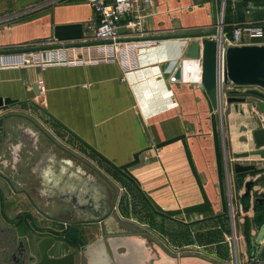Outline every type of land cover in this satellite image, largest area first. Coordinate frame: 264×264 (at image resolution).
I'll list each match as a JSON object with an SVG mask.
<instances>
[{"label":"crops","instance_id":"1","mask_svg":"<svg viewBox=\"0 0 264 264\" xmlns=\"http://www.w3.org/2000/svg\"><path fill=\"white\" fill-rule=\"evenodd\" d=\"M0 2H6V5L0 4V13H4L9 9V0ZM220 2L217 0V10ZM227 7L225 28L229 33L235 23L264 27V0H229ZM214 8V0H154L145 10L143 29L130 34L122 27L119 46L105 49L104 52L114 55L104 60H84L95 52L93 47L63 53L69 59L83 58L79 62L64 58L63 62L56 59L52 63L41 61L14 67L2 63L19 52L0 55V97H10L13 101L0 108V117L8 115L0 140V172L18 187L32 191L33 199L45 202L57 217L63 219L65 214L64 217L71 218L73 210L58 204L61 195L74 203L75 189H81L79 200L82 201L85 190L103 193V177L90 173V163L94 161L90 152L104 159L84 141L117 165L128 163L135 152L149 147V192L141 187L146 178L140 174L142 170L132 171L145 199L148 193L166 209L200 203L202 195L182 141L156 147L162 141L185 134L203 182L211 185L219 182L208 99L196 85V76H185V53L192 39L148 37L210 31L216 20ZM8 18L0 17V50L52 41L56 25L83 23L85 26L96 20V15L87 0H73L58 2L48 13L28 20ZM102 51L98 49V54ZM36 56L45 61L51 58L47 54ZM179 65L183 66L180 78L176 77ZM39 79L46 84L43 95L35 93L34 86ZM28 94L34 95L33 100L27 99ZM42 107L84 141L51 118ZM226 107L230 153L227 157L255 149L253 132L261 127L255 119L262 116L249 103L239 106L227 103ZM44 116L51 119L44 120ZM48 122L57 127L47 126ZM241 140L247 145H242ZM144 155L141 154V159ZM242 159L252 160L249 162L264 168V158L260 156ZM142 165L143 162L134 166ZM3 179L0 175L4 190L3 196L0 194V223L7 220L19 232L25 227L28 206L33 209L30 215L34 210L41 212L34 205H28L26 196L14 191ZM107 179L116 188L114 212L108 223H98L97 228L85 223L87 242L99 237L101 241L89 248L87 254L84 250L79 259L81 264H246L252 257L257 259L261 252L264 238L259 239L258 229L264 225V206L257 205L255 198L264 193V188L259 185L246 202L235 200L234 216L220 215L222 203L217 208L211 200L212 210L186 213L184 220L160 213L149 204L152 214L149 221V218L132 216L129 220L123 216L120 207L130 197L123 191L124 181L121 177ZM27 219L31 222V218ZM49 221V225L58 223L51 218ZM225 224H228L226 229ZM93 229L98 230V235L92 234ZM115 233L129 235L112 238L111 245L106 236ZM253 248L257 252H252Z\"/></svg>","mask_w":264,"mask_h":264},{"label":"water","instance_id":"2","mask_svg":"<svg viewBox=\"0 0 264 264\" xmlns=\"http://www.w3.org/2000/svg\"><path fill=\"white\" fill-rule=\"evenodd\" d=\"M52 1L49 0L44 2L40 6L50 4ZM214 9L215 15L217 19V0H214ZM36 8V7H34ZM31 8V9H34ZM28 10H23L14 15H21ZM13 15V16H14ZM218 32L217 20H215V24L213 25L210 31H193L186 33H177L171 35H163L157 37H148L155 39L162 38H190L192 39L189 48L185 53L186 61H190L198 58L202 55V69H201V83L196 82V85L199 86L205 93L209 108L211 111V122H212V133L214 138V147H215V155H216V164H217V172L219 178V187L221 193L222 200V211L221 213H227V202H226V193H225V171L227 164V152L225 148H223L221 140V132L219 130L218 125V115L217 112H220L223 109L224 96L226 95L227 103H235L239 106L242 103H249L254 107L256 112L261 115V119H259V123L261 125L260 128L255 129L253 132V138L255 141L256 148L251 149L249 151L234 153L236 158L249 157L251 155H257L261 158H264V43L261 44H244V45H236L229 46L226 51V71L224 78V90L220 87V84L217 79V43L215 40L210 39L211 35H215ZM85 39V26L83 23H71V24H58L54 27V39L52 44L50 45H36L30 47H23L18 49H4L0 50V54L10 53V52H25V51H34V50H47L53 48H61L65 47H75V46H85V45H93V44H102L105 40L98 41H86ZM182 65H179L178 70L176 71V77L180 78L182 72ZM231 86H235L234 89H228ZM244 88V89H241ZM35 93H38L37 85L34 86ZM34 95L28 94L27 99L33 100ZM11 102L10 97H0V108L4 107V105H8ZM42 109L55 121H57L60 125L66 128L69 132L75 135L80 140L84 141L82 137H80L75 131H73L70 127H68L63 121H61L58 117L50 113L46 108ZM8 115H3L0 117V140L3 137L4 132V120ZM176 141H182L183 147L185 149L186 157L191 167L192 173L196 179L198 187L200 189L202 195V202L189 205L183 208L178 209H166L161 204L157 202V200L145 193L147 199L151 203V205L160 213H163L168 216H178L184 213H193V212H205L210 211L213 208L212 201L208 195V192L205 188L203 180L197 170V167L194 163L192 153L189 149V145L187 142V137L185 134L177 135L165 141H162L156 145L157 148H161L165 145L174 143ZM89 147H91L98 155H100L105 161H107L110 165H112L115 169L119 170L126 177H128L131 181L135 182L137 185L139 180L135 175L131 172L130 167L139 163L141 160V154L144 152L142 150L137 151L133 155V159L126 164L117 165L113 160L108 158L98 149H96L93 145L84 141ZM149 147L146 149L148 150ZM257 170V166L255 164L243 165L241 163L236 164V172H246ZM100 174V173H99ZM103 178L104 175L100 174ZM110 188L114 191L116 188L113 184L107 179ZM262 186H264V174L261 176ZM252 182L247 183L248 189L250 188V184ZM105 188L103 187V193L96 194L90 189V192L85 190L83 201L79 200L82 198L81 189H75L72 196L74 197V203L77 207L79 204L84 207L93 208L97 206V196H104ZM79 196V197H78ZM77 200L80 203H77ZM113 206V205H112ZM113 208V207H112ZM106 214H103L102 217L96 218L94 220L89 221H97V222H109V212L111 210V205L109 209H105ZM129 234H121V235H107V241L112 240L116 236H128ZM105 239V238H103ZM55 239L51 236L44 237L38 244L41 258L33 263V264H76V258L78 252H70L63 256H51L49 254V250L54 244ZM101 241V240H100ZM99 240L95 241L87 245L85 252L87 254V250L97 243ZM111 245L113 242L109 241ZM252 252H257L256 248L252 249ZM252 264H264V245L262 246L261 252L258 254L257 259L252 261Z\"/></svg>","mask_w":264,"mask_h":264},{"label":"rangeland","instance_id":"3","mask_svg":"<svg viewBox=\"0 0 264 264\" xmlns=\"http://www.w3.org/2000/svg\"><path fill=\"white\" fill-rule=\"evenodd\" d=\"M6 1V0H5ZM49 0H9V9L6 10V12L4 13H0V17L3 16H8V20L13 21L16 19H23L26 18L31 19L37 16H41L44 13H48L53 6L58 3V2H68V1H73V0H55L52 1L50 4L47 5H43L40 6L41 4H43L44 2H47ZM0 4L2 5H6V2L2 3L0 2ZM36 7V8H34ZM34 8V9H31ZM25 13L21 14V15H14L18 12H21L23 10H28ZM14 15V16H13ZM19 17V18H18ZM17 21V20H16ZM54 43L53 40L52 41H46V42H42L41 45H50ZM78 48H75L74 50H77ZM72 50V48H71ZM70 51V49L67 48H62L61 50H58L59 53H68ZM52 52H56L55 51H50L49 53ZM72 52V51H71ZM42 102V101H41ZM227 105V99L226 96H224V103H223V109L220 112H217L218 115V125H219V130L221 132V143L224 146L225 150L227 151V153H229V140H228V130H227V115H228V108L226 107ZM45 118H43L44 120L46 119H51L50 117L46 118V116H44ZM47 126H53V127H57L54 126L52 123H46ZM56 125V124H55ZM259 125V124H258ZM242 145L246 146L247 143H244L242 140L240 142ZM249 147H251V144H248ZM143 154H145L142 159L140 160L139 163L143 162V165L140 167L131 166L130 170L131 172L133 170H142V172L140 174H142L143 176H145L146 178H144V182L141 185V187H143V189L147 190L149 192V149L148 150H143ZM92 151L90 152V157L94 160L92 161L90 164V173L91 174H96L99 175L100 174H104L106 175L105 178H109V179H115V178H119L121 177V179L124 181V190L126 192L127 195H129L130 197L126 198L127 203L125 205H121V210L124 213L123 216L127 217L129 220L132 216H137L139 218H149V221L152 220V214H151V207L149 204V200L140 193L139 189L137 188V186L140 185V183H138V185L135 182H132L131 180H129L128 178L124 177V176H120V171L115 169L112 165H110L109 163H107L106 161L102 160L101 158H99L96 154H91ZM230 154V153H229ZM228 154V156H229ZM233 154V153H232ZM94 156V158L92 157ZM251 158V157H250ZM237 161H244V162H249L252 160H247V159H236ZM142 161V162H141ZM254 162V161H253ZM138 164V163H137ZM136 165V164H135ZM123 175V174H122ZM105 178H102V182L101 184L103 185V187L105 188V190H110L109 188V183L107 182V180H105ZM205 185V188L208 192L209 197L211 198V200L214 201V206L219 208L218 206L220 205V198L217 196L218 194V183L213 182V188L211 187V183L209 182H203ZM227 186V184H226ZM128 191L130 193H128ZM158 191H156L157 193ZM131 203V204H130ZM29 205V203H27ZM31 207V206H30ZM29 206L27 207V215H25L26 217V221H25V227L21 230L16 231L12 229V225L8 223L7 220H4V223H0V260L2 258H7L9 255L12 254V252L16 251V247L13 246L14 242H17L18 240H23L24 244L27 246L28 250H29V254L33 256V259L31 262H29V264H33L36 261H38L40 259V250L38 248V243L39 240L44 236V235H51L52 232H56V229H63L62 231L57 232L58 233V240L57 243L55 245V247H53L50 252L51 254H56V255H62L65 254L71 250H73L74 248L79 247L81 250H83V243H87V241L89 240V238L84 239V241L82 242L81 245H79V243H81V241L78 242V237L83 236V233H85L87 230L85 229L86 224H73L70 223L74 220V217L72 216L71 218H66L64 217V215H62L63 219L67 220L66 222H58L57 224L54 223L52 225H49L50 221L48 218H46L45 216H43L42 214H38L35 210L31 213V209ZM147 211H149V214L147 213ZM215 211V210H214ZM14 216V214L11 213V217ZM27 218H31V222L27 219ZM72 220V221H71ZM124 220V219H122ZM145 220V219H143ZM70 221V222H69ZM7 225H9V228L7 227ZM226 225H224V228L226 229ZM41 226V227H40ZM11 227V228H10ZM66 227H69L68 229L72 230L74 233V241H67V237L65 238V233H66ZM228 227V226H227ZM228 229L230 230V228L228 227ZM94 231L97 232L98 235V230L97 229H93ZM258 233H259V239H263L264 238V225L260 226V228L258 229ZM80 239V238H79ZM16 240V241H15ZM77 241V242H76ZM17 244V243H16ZM81 246V247H80ZM79 264H81V262L79 261Z\"/></svg>","mask_w":264,"mask_h":264},{"label":"built area","instance_id":"4","mask_svg":"<svg viewBox=\"0 0 264 264\" xmlns=\"http://www.w3.org/2000/svg\"><path fill=\"white\" fill-rule=\"evenodd\" d=\"M93 7L96 20L92 22H88L85 25V39L86 41H98L105 40L109 42H105L102 44H93V45H85V46H75V47H61V48H53L47 50H34V51H25L19 52L13 58L6 59L2 64H6L7 66H26L33 65L35 63H52L57 62L56 59L61 60L65 57L63 53H59L58 50L62 48L67 49H75V48H94V53L88 55L85 61H98L104 60L112 55L107 54L104 50L108 48H117L120 39L121 29L122 27L127 28L129 33L132 34L136 31H141L143 29V18L145 17V10L154 2V0H87ZM229 0H221L218 5L217 10V27L218 32L215 35H211L209 38L213 39L217 43V79L220 84V87L224 90V78L226 71V51L229 46L236 45H244V44H261L262 39L264 38V27L254 25L252 23H235L234 29L232 33H229L225 26V15H226V7L227 2ZM232 2H236L238 0H230ZM128 33V34H129ZM130 36V35H128ZM131 41H136L131 40ZM123 43V42H122ZM98 49H102L103 51L98 54ZM49 53L50 51H55ZM106 53L107 55H103ZM47 54L51 56L50 59L39 58L36 55ZM2 55V54H0ZM59 55V56H58ZM12 57V56H11ZM53 57V58H52ZM57 57V58H56ZM69 58H67L68 60ZM66 60V61H67ZM83 60L77 57L70 58L69 61L79 62ZM186 61V60H185ZM59 62V61H58ZM186 64L191 63L198 66L199 76H196V81L201 83V69H202V55L198 58L186 61ZM38 93L39 95H43L46 91V84L43 79H39L37 81ZM235 89V86H231L228 89ZM244 89V88H241ZM226 96V95H225ZM252 260L250 259L246 264H252Z\"/></svg>","mask_w":264,"mask_h":264},{"label":"flooded vegetation","instance_id":"5","mask_svg":"<svg viewBox=\"0 0 264 264\" xmlns=\"http://www.w3.org/2000/svg\"><path fill=\"white\" fill-rule=\"evenodd\" d=\"M255 120H256V122L259 123L258 118H256ZM236 159H240V158H236L234 153L233 154L231 153V155L228 156L227 164H226V175H224L226 202H227V209H228L227 213H230L233 216H234L233 211H234L235 200L241 201V202L242 201L246 202L248 196L252 193V190L255 188V186L259 185L260 187L264 188V186H262V184H261L262 183L261 176L264 174V168L260 167L256 162L241 163V162L236 161ZM237 163H241L243 165L255 164L257 166V170L246 171V172H236V164ZM0 175H2L4 177L3 180L4 181L6 180V183L8 185H10L14 191L24 194L26 196V198L30 201L29 204H32V205H34L35 208L39 209L43 216H45L46 218H49V220H50V218L53 220H56L57 222H64V221L66 222L67 221L65 219H61V218L57 217L54 213H51L50 207H48V205H46L45 202L42 203L39 200L35 201L33 199V196H32V191H30L24 187H18L16 184L9 181L8 177L1 172H0ZM218 180H219V178H218ZM248 182L249 183L252 182L250 184L249 189L247 187ZM226 184H227V186H226ZM218 185H219V182H218ZM108 189H110V190H106V193H104V196L98 197L97 206H95L93 208L84 207V206H82V204L81 205L79 204L76 207L73 202L66 201L64 195H61L57 199V201H58V204L60 206L66 207V205H67L71 210H73L74 220L73 221L71 220L72 222L69 221L70 223H73V224L90 223V224H92L93 227L97 228L98 223H100L102 225V222L89 221V220H94L96 218L102 217L103 214H106L105 209L106 208L109 209L110 205H111V210H108L109 215L112 216V213L114 212V193H115V190L113 191L112 188H110V186ZM263 191H264V189H263ZM261 193L262 194H259L256 196L255 202L257 205L262 207V206H264V193L263 192H261ZM0 194L2 196L4 194V190L1 188V185H0ZM217 194H218L217 196L220 198V202L222 203L220 187H219ZM46 201H48V200H46ZM212 205H213V203H212ZM184 214H186V213H184ZM184 214H180L178 216H170V217H176V218H180L181 220H184ZM223 214H226V213L225 212L221 213V211H220V215H223ZM66 228H67L66 229L67 231L65 233V238L67 237V241H71V242L74 241L75 238H74L73 231L68 229L69 227H66ZM62 230L63 229H56V232H52L51 235H44L41 238V239H43L44 237L51 236L55 239L54 244L52 245L50 250L53 247H55V245L57 243L58 236H59L57 232L62 231ZM96 233H97L96 231L92 232L93 235H95ZM85 235H87L86 232L83 233V236H80L77 238L78 242L81 241V243H79V245H81L82 242L84 241V239H86ZM114 235H121V234L115 233ZM99 238L95 239L91 243L97 241ZM41 239L39 240V242L41 241ZM248 240H250V237ZM91 243H88V242L85 244L83 243V245H82L83 250H81L79 247H77V248H74L73 250H71L65 254H68L70 252H78L77 258H76V260H77L76 264H79V259H81V256L83 255L84 250L86 249L87 245H89ZM16 245H17V247H16ZM13 246L16 247V251L12 252V254L9 255L7 258H2L0 260V264H29V262L32 261L33 256L29 254V250H28L27 246L24 244L23 240L17 239V242H14ZM50 250H49V254L51 256L57 257V256L65 255V254H62V255L51 254ZM40 255H41V253H40ZM40 258H41V256H40ZM252 258H254V257H252ZM253 260L254 259H252V261Z\"/></svg>","mask_w":264,"mask_h":264},{"label":"bare ground","instance_id":"6","mask_svg":"<svg viewBox=\"0 0 264 264\" xmlns=\"http://www.w3.org/2000/svg\"><path fill=\"white\" fill-rule=\"evenodd\" d=\"M197 67L198 66H196L195 64H191V63L186 64V67H185L186 68L185 69L186 70L185 71V76L186 77H193L194 78V75L195 76L200 75Z\"/></svg>","mask_w":264,"mask_h":264},{"label":"trees","instance_id":"7","mask_svg":"<svg viewBox=\"0 0 264 264\" xmlns=\"http://www.w3.org/2000/svg\"><path fill=\"white\" fill-rule=\"evenodd\" d=\"M227 12H228V7L226 8L225 21H226V17H227Z\"/></svg>","mask_w":264,"mask_h":264}]
</instances>
